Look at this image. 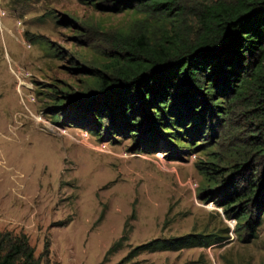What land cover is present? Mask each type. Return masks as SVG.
Listing matches in <instances>:
<instances>
[{
    "label": "rangeland",
    "instance_id": "374dc122",
    "mask_svg": "<svg viewBox=\"0 0 264 264\" xmlns=\"http://www.w3.org/2000/svg\"><path fill=\"white\" fill-rule=\"evenodd\" d=\"M211 1L219 0L181 1L193 29L194 10ZM99 3L0 0V234H25L40 264H264V211L257 216L252 208L257 237L250 239L235 231L244 207L234 216L220 188H202L213 156L227 180L258 171L264 180L262 160L241 170L228 166L231 134L241 143L249 138L241 105L232 122L219 123L218 136L208 131L202 143L196 139L201 145L193 152L116 117L85 128L90 120L78 97L91 94L86 71L110 55L113 34L140 33L145 17L104 11ZM212 233L220 239L209 247L138 250Z\"/></svg>",
    "mask_w": 264,
    "mask_h": 264
},
{
    "label": "trees",
    "instance_id": "16d2710c",
    "mask_svg": "<svg viewBox=\"0 0 264 264\" xmlns=\"http://www.w3.org/2000/svg\"><path fill=\"white\" fill-rule=\"evenodd\" d=\"M97 1L96 6L104 11L134 10L145 17L138 20L140 33L130 30L113 34L110 55L86 71L84 90L91 94L77 95L85 102L84 118L89 116L91 126L86 129L97 127L96 118L104 121L116 117L130 124L129 128L136 122L144 129L152 127L170 138V144L193 152L201 145L194 144L196 139L205 138L208 131L212 137L218 136L219 123L226 126L232 122L241 105L244 112L239 115L251 124L244 134L249 138L241 143L231 134L229 169L241 170L252 161H264V0L202 4L194 10L195 29L188 23L182 0ZM109 3L112 7L107 6ZM220 164L213 156L209 167L205 166L202 188L204 192L220 188L224 193L221 203L234 216L243 206L235 231L243 230L250 239L256 238L252 208L257 216L264 211L263 172H247L242 179L230 177L228 181L225 177L230 174L219 172ZM219 239L214 233L188 234L155 240L138 250L181 251L209 247ZM120 246L118 242L108 254ZM46 248L45 255L48 244ZM0 264H40V258L25 234L5 232L0 234Z\"/></svg>",
    "mask_w": 264,
    "mask_h": 264
}]
</instances>
